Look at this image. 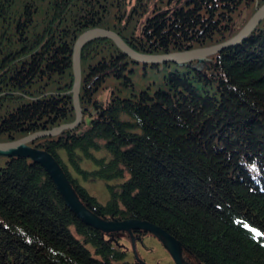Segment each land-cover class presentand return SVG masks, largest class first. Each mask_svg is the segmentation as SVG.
I'll list each match as a JSON object with an SVG mask.
<instances>
[{"label": "trees", "instance_id": "trees-1", "mask_svg": "<svg viewBox=\"0 0 264 264\" xmlns=\"http://www.w3.org/2000/svg\"><path fill=\"white\" fill-rule=\"evenodd\" d=\"M150 1L0 0V141L74 120L72 46L86 28L167 53L224 41L264 0ZM79 58L81 121L29 145L52 154L90 211L153 222L190 264H264V17L202 61L137 63L102 36ZM4 157L0 264L125 257L119 231L78 218L39 163ZM97 179L107 184L104 203L81 182Z\"/></svg>", "mask_w": 264, "mask_h": 264}, {"label": "water", "instance_id": "water-1", "mask_svg": "<svg viewBox=\"0 0 264 264\" xmlns=\"http://www.w3.org/2000/svg\"><path fill=\"white\" fill-rule=\"evenodd\" d=\"M264 16V3L257 8V10L251 15V17L246 21V23L241 27V29L232 37L225 39L223 42L213 44L212 46H202V48H190L187 50L179 51H169L167 53H141L132 49L128 44H126L122 37L118 33L114 32L112 29H107L100 26H93L86 28L76 37L73 48H72V66L73 70V85L71 88L72 92V104L74 108L75 118L74 120L61 123L52 128H45L41 130H36L31 133L25 134L20 138L11 139L8 141H0V154L7 157L21 156L28 157L32 162L39 163L46 173H48L54 183L60 195L63 197L66 205L73 210L78 218L84 221L86 224L101 229L102 231H127L132 241L133 230L143 229L150 232L151 234L157 235L160 238L167 249H169L172 259L175 264H183L180 256V245L175 237L171 236L164 228L157 226L153 222H149L145 219H137L129 217V219H110L99 217L92 211L88 209L75 194L74 189L71 184L67 181L65 173H63L59 162H56L54 157L49 151H45L42 148L36 146H30L29 142H33L35 138L45 136V135H56L60 133L63 129L68 127L73 128L78 125L82 118V107L79 104V89H80V79H81V69L79 68V55L83 44L87 40L104 36L111 38L115 45L119 47L127 56L135 61H140L141 63H156L163 61H173L175 63L189 61L192 58L202 59L203 56L213 53L215 51L224 48V46L236 45V43L243 40L246 35L253 29V27L258 23V21Z\"/></svg>", "mask_w": 264, "mask_h": 264}, {"label": "rangeland", "instance_id": "rangeland-1", "mask_svg": "<svg viewBox=\"0 0 264 264\" xmlns=\"http://www.w3.org/2000/svg\"><path fill=\"white\" fill-rule=\"evenodd\" d=\"M176 1L177 0H172L170 2V5H173ZM262 3H264V1ZM262 3H261V5H262ZM152 4H154V0H151L149 5H152ZM261 5H259V6H261ZM248 7H250V6L246 3V7L243 6L242 9L240 10V14L236 15L237 18L235 19V26L242 24L246 20L245 15H246ZM253 13H251V15ZM251 15H250V17H251ZM243 25L241 27H243ZM241 27H240V29H241ZM107 29H109V28H107ZM253 29H254V27H253ZM237 32H235V34ZM234 35H232V36H234ZM232 36H230V37H232ZM102 37H104V36H102ZM230 37H228V38H230ZM228 38H225V39H228ZM221 42H223V41H221ZM217 43H220V42H216L213 44H217ZM212 45H206V46H212ZM224 47H226V46H224ZM190 48H202V47L194 46V47H190ZM222 49H224V48H221L220 50H222ZM184 50H187V49H184ZM220 50H218V51H220ZM218 51H215V52H218ZM145 53H147V52H145ZM213 53H210V54L203 56L202 59L206 56L213 54ZM150 54H154V53H150ZM192 59L199 60L198 58H192ZM202 59H200L199 61H202ZM136 62L141 63L140 61H136ZM79 68H80V61H79ZM72 75H73V70H72ZM105 94H106V91L102 90L100 92L99 96L101 98H103ZM4 160H5V157L0 154V164H3ZM81 182H82V184H84L86 186L88 192L91 195L94 194L96 196L98 201L104 203L105 200L108 198V196H109L108 188H107V184L105 183V181L97 179V180H93V181L81 180ZM118 233H119L118 244H119V247L121 249L126 251V255L123 259H125L127 262H133L134 264H175L174 260L172 259V256H171L169 249H167V247L165 246L163 241L160 238H158L157 235H155V234L141 235L140 239L134 238V241H132L131 236L127 231H119ZM88 247L94 256L98 255L97 253L93 252V248L91 246H88ZM187 255L189 256V254L186 253V251L184 249L180 251V256H181L183 264H190L189 260L187 259ZM123 259L114 260L113 262L115 264H123V262H121Z\"/></svg>", "mask_w": 264, "mask_h": 264}, {"label": "snow or ice", "instance_id": "snow-or-ice-1", "mask_svg": "<svg viewBox=\"0 0 264 264\" xmlns=\"http://www.w3.org/2000/svg\"><path fill=\"white\" fill-rule=\"evenodd\" d=\"M257 235H259V233H257Z\"/></svg>", "mask_w": 264, "mask_h": 264}]
</instances>
